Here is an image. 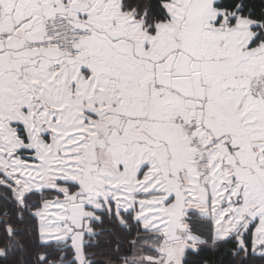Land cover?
<instances>
[{"label":"snow or ice","instance_id":"obj_1","mask_svg":"<svg viewBox=\"0 0 264 264\" xmlns=\"http://www.w3.org/2000/svg\"><path fill=\"white\" fill-rule=\"evenodd\" d=\"M0 264H264V0H0Z\"/></svg>","mask_w":264,"mask_h":264}]
</instances>
